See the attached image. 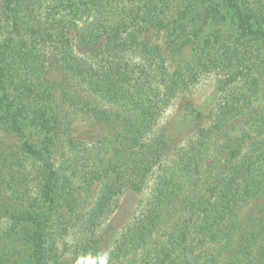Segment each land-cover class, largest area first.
<instances>
[{
	"label": "trees",
	"instance_id": "trees-1",
	"mask_svg": "<svg viewBox=\"0 0 264 264\" xmlns=\"http://www.w3.org/2000/svg\"><path fill=\"white\" fill-rule=\"evenodd\" d=\"M205 4L232 12L235 37L169 38ZM16 13L17 0H0V131L15 139L0 141V225L31 230L33 264L138 252L140 264H264V135L245 131L264 99V0H134L90 36L22 27ZM203 76L218 97L208 121L187 98ZM38 88L48 117L35 144L16 110ZM177 99L182 113L160 126ZM82 119L107 131L97 152L72 137ZM126 193L141 200L108 239Z\"/></svg>",
	"mask_w": 264,
	"mask_h": 264
},
{
	"label": "rangeland",
	"instance_id": "rangeland-1",
	"mask_svg": "<svg viewBox=\"0 0 264 264\" xmlns=\"http://www.w3.org/2000/svg\"><path fill=\"white\" fill-rule=\"evenodd\" d=\"M134 5V0H17L16 18L20 26L37 31L45 29L62 28L69 33L80 36H90L96 32L112 27L128 18ZM187 26L183 31L179 29L170 31L168 36L177 42L200 43L202 39H209L212 35L235 37L237 35L236 21L232 12L217 4H205L194 10L186 21ZM259 47L264 50V45ZM264 75V70L263 73ZM264 79V76L262 77ZM41 88L35 89L36 96L30 95L16 110L20 127L23 129L27 141L39 144L44 136V127L48 117V102L46 94H41ZM187 96L195 107L202 111L206 121L211 117L218 97L214 95V77L203 76L195 84ZM264 95V84L261 88ZM39 95V96H37ZM184 100L177 99L161 114L160 126L169 127L177 116L182 113ZM258 111L250 126L245 131L252 129L254 133L264 135V99L257 105ZM0 109V117H1ZM72 137L79 139L90 146V150L97 152L99 143L106 137L107 131L103 126L96 125L85 119L77 120L72 126ZM0 141L5 145H14L15 139L0 131ZM89 165V163H87ZM89 169H83L82 172ZM62 197L66 198V191L61 187ZM69 195V191L67 192ZM70 196V195H69ZM141 199L132 193L124 194L119 200V206L106 223L104 232L108 239L112 233L119 234L130 222L132 213ZM66 201V200H65ZM8 225H0V229ZM111 230V231H110ZM107 231V232H106ZM4 232V231H3ZM31 230L24 226L9 225L5 241L0 244V252L6 253L8 260L4 264H33L30 253ZM139 252L119 261H108L107 264H140ZM5 259V258H2Z\"/></svg>",
	"mask_w": 264,
	"mask_h": 264
}]
</instances>
